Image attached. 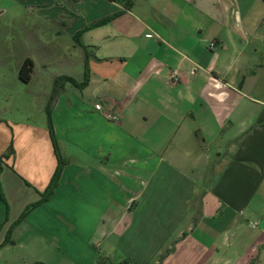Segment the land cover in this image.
Listing matches in <instances>:
<instances>
[{"label": "crops", "instance_id": "0c3cea01", "mask_svg": "<svg viewBox=\"0 0 264 264\" xmlns=\"http://www.w3.org/2000/svg\"><path fill=\"white\" fill-rule=\"evenodd\" d=\"M33 3L76 41L51 79L25 57L33 98L88 83L57 96L65 166L24 218L58 160L47 115L0 119V264H264V0Z\"/></svg>", "mask_w": 264, "mask_h": 264}, {"label": "rangeland", "instance_id": "374dc122", "mask_svg": "<svg viewBox=\"0 0 264 264\" xmlns=\"http://www.w3.org/2000/svg\"><path fill=\"white\" fill-rule=\"evenodd\" d=\"M33 2L34 0L0 1V59L5 60L3 65L0 64L4 77V82L0 84L4 85L0 93V119L24 126H41L45 123V110L41 109L45 98L40 94L33 98V93L44 91L46 86L51 87V83L49 80L42 84L18 82L19 66L29 56L38 66L35 79L39 81L43 76L51 79L72 70L67 57L76 44L59 21L52 22L54 20L45 18L40 10L33 8ZM46 62L49 66L44 69L42 67ZM212 155L215 160L217 154L214 150ZM22 197L24 196L21 195ZM13 207L16 211L17 206Z\"/></svg>", "mask_w": 264, "mask_h": 264}, {"label": "trees", "instance_id": "16d2710c", "mask_svg": "<svg viewBox=\"0 0 264 264\" xmlns=\"http://www.w3.org/2000/svg\"><path fill=\"white\" fill-rule=\"evenodd\" d=\"M116 16H117V14L112 15V16H110V17H108L102 21H99L96 23V26L104 25V24L108 23L109 21H111L112 19H114ZM33 68H34V66H33V63L31 62V60H26L20 69L19 79L24 83H28L31 79ZM67 82H71L74 84V86L82 89L88 83L87 71H86L85 81L82 84H76L71 78H67V77H58L54 80L52 96L50 97L48 104L46 106V115H47L48 131H49V134H50L52 142H53L54 150H55L57 160H58V166H57L56 172L53 176V179H52L50 185L48 186V189L41 195V199L35 205H32V206L27 208V210L23 214L22 218H24L29 213V211H31L32 209H34L35 207H37V206L41 205L42 203L47 202L49 200V198L53 195L54 191L58 187L60 176H61L62 170L65 166V163L61 159L59 152H58L57 142L55 139L54 130H53V126H52L51 114H52V109H53V106L56 102L57 96L61 92L63 85ZM13 151L14 150H13L12 146H10L8 153L5 154L4 157H9L10 155L13 154Z\"/></svg>", "mask_w": 264, "mask_h": 264}, {"label": "built area", "instance_id": "2783aa9c", "mask_svg": "<svg viewBox=\"0 0 264 264\" xmlns=\"http://www.w3.org/2000/svg\"><path fill=\"white\" fill-rule=\"evenodd\" d=\"M215 46L214 44L210 45V50H214ZM178 74L176 72H173L171 78L173 81H177ZM101 108V107H100ZM106 119L111 122H116L118 120V116L110 113H104Z\"/></svg>", "mask_w": 264, "mask_h": 264}]
</instances>
